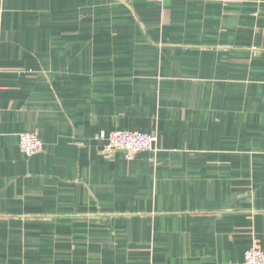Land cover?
Listing matches in <instances>:
<instances>
[{"label": "crops", "instance_id": "1", "mask_svg": "<svg viewBox=\"0 0 264 264\" xmlns=\"http://www.w3.org/2000/svg\"><path fill=\"white\" fill-rule=\"evenodd\" d=\"M118 129L155 148L105 155ZM254 244L264 0L0 1V264H243Z\"/></svg>", "mask_w": 264, "mask_h": 264}, {"label": "built area", "instance_id": "2", "mask_svg": "<svg viewBox=\"0 0 264 264\" xmlns=\"http://www.w3.org/2000/svg\"><path fill=\"white\" fill-rule=\"evenodd\" d=\"M96 138L104 141L105 155L113 156L117 150H124L130 160L142 150H153L157 141L154 132L122 129L99 132ZM42 147L43 142L35 132L20 134V148L26 155H33L42 150ZM243 264H264V249L254 244L245 252Z\"/></svg>", "mask_w": 264, "mask_h": 264}]
</instances>
